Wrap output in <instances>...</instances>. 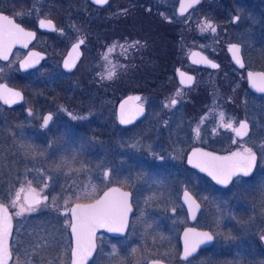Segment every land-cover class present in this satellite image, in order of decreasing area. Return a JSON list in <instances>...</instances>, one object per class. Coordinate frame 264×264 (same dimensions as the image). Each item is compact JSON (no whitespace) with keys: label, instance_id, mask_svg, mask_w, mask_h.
Instances as JSON below:
<instances>
[{"label":"flooded vegetation","instance_id":"obj_1","mask_svg":"<svg viewBox=\"0 0 264 264\" xmlns=\"http://www.w3.org/2000/svg\"><path fill=\"white\" fill-rule=\"evenodd\" d=\"M109 2L110 0L99 6L91 0H0V14L7 16L22 29L34 33L27 47H14L8 59L6 61L0 59V63L15 61L14 72L25 78L37 71L49 59L56 62L65 74L79 67L78 90L74 91L72 96L74 101L70 104L66 103V106L70 108L73 105L71 108L76 109L80 115L89 116L85 122L78 125L82 131V137L91 135L95 138L97 141L95 155L96 152L100 155V152L104 151L106 154L111 153V159L114 160L110 164L119 162L120 160L115 158L122 152L125 153L123 157L126 158V163H131L126 151L131 149V142L134 140L140 141L142 151L147 154L182 158L183 169L188 171L190 177L186 178L185 173L178 167V159L177 163L171 167L174 174L176 173L175 181L180 179L181 173V180H184L187 186L179 193V190H174L176 188L172 187L173 190L164 192V198L173 199L182 205L187 224L181 228L177 236L169 239V245L178 251L173 261L163 260L165 258L151 259L164 264H182L207 252L214 244L213 234L208 229L198 228L195 223L201 211L202 196L208 197L209 191L218 193L230 186L221 187L205 173L189 166L187 163L189 152L199 148L224 155L234 151L244 152V149H247L248 151L244 153H254L256 163L250 175L237 177L243 179L250 178L255 173L258 163L264 157V149L245 143L250 137L251 128L249 121L244 117H238L233 127H236L240 121L246 120L249 126L248 133L239 138L231 131L237 145L234 146L231 143L230 133H228L229 137L224 131L212 134L211 123L215 121L217 113L210 109L213 108L211 105L213 100L211 95L209 96L213 90L225 93L218 106H220L219 113L227 115V109L231 108L228 102L232 107H234L232 104L237 106L233 109L242 110L245 106H250L251 96L264 94L254 92L248 82L249 72L264 73L259 66L260 56L264 54V0H188L185 5H181L180 0H121L120 2L118 0L116 4H109ZM120 8H124V11L119 14L116 10ZM42 20L47 21L44 27H40ZM80 41L84 43L81 44ZM76 42L80 49L79 60L73 70L66 71L62 67V61ZM133 42L135 48L131 45ZM196 44H203L206 48H193ZM230 44H236L239 47L238 53L243 67L233 61L228 51ZM188 48L191 49L185 54ZM30 50H37L43 53L44 57L38 66L22 71L19 68V61ZM193 50L201 51L204 56L216 63L217 67L212 68L211 65L192 62L189 54ZM111 59L119 61L120 64L113 73L107 75L105 69L100 68V62ZM53 69V65L49 66V71ZM181 71L191 75L189 84L184 85L180 81L179 72ZM33 87L36 88L34 84L29 86L30 92ZM24 89L26 90V86ZM24 89H20L23 93V100L20 103L5 106L0 102L3 109L4 107L13 108L14 119L18 122L25 116L26 109L34 110L40 106L41 102L44 105L39 97L44 96L45 99L51 92L46 89L44 95V88L32 92L33 100L29 101V106L24 107L22 105L27 98L28 88L26 91ZM130 94L139 95L138 103L144 111L135 122L125 125L118 121L117 114L120 102ZM56 95L59 94L56 93ZM173 99L177 101L176 105L170 104ZM47 113L52 116L54 114V112L44 111L41 116V125L43 116ZM195 123L201 124V132L197 137L193 132ZM94 160L95 163L100 162L98 157ZM107 162L109 163L108 160ZM110 174V170L104 171L105 176ZM198 177L203 181L200 182L202 183L200 187L196 188ZM87 179L88 176L82 171L81 180L76 185V189L77 192L81 190L84 192L82 196L84 198L71 204L95 200L111 186L130 194L133 213L125 233L121 236H113L98 231L95 235L96 249L87 264L98 263V261L110 262L131 249L129 246L131 241L123 246L117 244L128 236L131 219L136 210L133 201L137 193L129 185V177L125 170L116 172L114 178L105 184L95 176L93 189L89 193L85 192L84 188L90 184ZM159 188L147 186L146 189H148L147 192L155 195ZM211 188L217 191H212ZM185 192L200 207L193 222L188 219L182 199ZM209 197L212 200L211 194ZM8 208L12 215V208L9 206ZM68 209L64 217V222H68L67 227L64 226L68 249L63 260L55 257L39 258V260L29 252H20L29 255L33 261L70 264L71 236L68 229L70 225ZM33 217L37 218L38 215H27L22 219L18 218V221L13 217L9 264L13 262L17 253V251L13 252L12 245L14 240L21 238L16 233V226L21 221L29 237L27 241L30 243L39 241L34 238L35 236H30L32 229L25 223ZM62 221L60 217V224L58 223L60 226L65 224ZM186 227L208 231L213 236V244L201 248L197 254L187 259H182L180 258L182 250L180 235ZM262 243L264 244V236ZM151 260L146 264H149Z\"/></svg>","mask_w":264,"mask_h":264},{"label":"rangeland","instance_id":"obj_2","mask_svg":"<svg viewBox=\"0 0 264 264\" xmlns=\"http://www.w3.org/2000/svg\"><path fill=\"white\" fill-rule=\"evenodd\" d=\"M117 1L110 0L109 4H116ZM116 11L120 14L124 8ZM131 45L135 48L134 42ZM203 47L206 48L203 44H196L193 48ZM190 49H186L185 54ZM259 62L260 70L264 71V54H261ZM14 64L15 61L12 60L9 63H0V82L3 80L12 85L9 81H16L13 78ZM119 64L120 62L114 59L104 60L100 62V68L105 69V74L109 75L118 68ZM51 65L54 69L49 71ZM78 68L65 74L52 59L46 60L42 67L26 77L23 86H26L28 91L24 89L27 98L22 106H29L28 103L33 100L32 96H34L31 93L37 92L40 88H44V95L46 89L51 91L45 99L44 96L39 97L44 105L41 102L40 106L34 110L26 109L25 116L20 118V123L14 119V124L10 125L2 120L1 126L7 131L6 136L10 142L3 144L4 138L0 140V158L2 159L0 178L7 179L12 189L11 197L7 199L9 207L13 210L12 215L17 219L16 221L27 215H38L37 218L33 217L28 220L29 222H25L32 229L30 236H35L38 242L27 241L29 237L26 235L22 221L16 226V233L21 238L13 241L12 249L17 253L11 264L44 263L33 261L29 255L20 251L29 252L38 259L55 257L63 260L68 249V239L64 231V226L66 228L68 223L64 222L68 209L65 205L67 201L65 196L73 193L69 194V191L79 184L82 171L88 176L87 180L90 184L84 188L85 192L89 193L93 189L95 176L105 184L120 170L127 172L128 183L137 193L133 201L136 210L131 219L128 236L117 244L123 246L131 241L129 244L131 249L126 254L121 253L120 258L116 257L110 262L98 261L94 264H146L149 260L156 258L173 261L178 251L169 245V239L177 236L187 221L183 215L182 205L173 199H165L164 192L171 191L173 187L176 188L174 190H179V193L187 186L185 181L181 180V173L179 174L180 179L176 181L174 179L176 173L174 174L171 165L176 164L177 159V165L185 173L186 178L190 177V174L183 169L181 157L147 154L142 151L139 140L132 141L131 149L126 151L131 163H126V158L123 157L124 152L115 158L120 161L112 164L110 163L114 159H111V153L106 154L104 151L100 152L101 155L98 152L95 155L97 141L91 135L82 137V131L78 126L89 116L80 115L76 109L71 108L73 105L70 108L66 106V103L70 104L74 101L72 96H74V91L78 90L80 74ZM32 84L38 86L33 87L30 92L29 86ZM210 95L213 100L211 105L214 108L210 109L217 113L215 121L211 123L212 134L224 131L225 134L230 133L231 135L232 130L224 128L222 124L230 122L234 126L238 117H244L249 121L251 128L250 137L245 143L264 149V94L251 96L250 106H245L242 110L233 109L234 107L228 102L231 108L227 109V115L220 114V106H218L225 93L213 90L209 93ZM44 111L54 112L53 119L47 127L41 125V116ZM4 115L5 110L0 105V118ZM200 126L201 124L195 123L193 128L196 137L201 132ZM197 129H199L198 133ZM230 141L234 146L237 145L232 135ZM9 149H11L10 155L13 154L10 161L4 159ZM95 157L100 158L99 163H95ZM105 170H110L111 174L105 176ZM197 180L196 188L200 187L203 179L198 177ZM147 186L160 188L157 189V194L152 195L147 192ZM25 190L47 195L48 200L42 202L36 212L24 213L17 217L15 212L18 211V207L12 205L27 207L23 202ZM197 190L200 192L199 189ZM211 190L215 189L211 188ZM71 191L75 193L70 196L69 202L84 198L82 190L80 192H77V189ZM210 194L212 200L209 197ZM202 198L201 211L195 223L198 228L208 229L213 234L214 244L207 252L182 264H264V244L262 243L264 236V157L250 178H237L226 190L218 193L209 191L208 197L204 195ZM59 216L63 220L62 223H65L63 226L59 225ZM139 244L141 246H138Z\"/></svg>","mask_w":264,"mask_h":264},{"label":"water","instance_id":"obj_3","mask_svg":"<svg viewBox=\"0 0 264 264\" xmlns=\"http://www.w3.org/2000/svg\"><path fill=\"white\" fill-rule=\"evenodd\" d=\"M91 1L96 5L102 6L108 0H105V3H103V4H97V3H95V0H91ZM180 3H181V5H185L186 3H188V0H180ZM0 15H2V14H0ZM3 16H5V15H3ZM42 21H44V23L47 22L45 20H42ZM0 24L6 25V22L0 21ZM24 31L28 32L26 30H24ZM33 36L29 37V38L21 37V39L24 40L28 44L29 41H31V39L33 38ZM11 39L12 38L5 37V43L10 44L11 50L14 47H25L23 42L12 43ZM231 45H233V44L229 45L228 51L231 54L233 61L235 62V57L239 56V53L238 52L237 53L231 52L230 51ZM74 46H75V48H74ZM11 50L8 53V57L11 53ZM30 53L39 54L38 55V61L39 62L33 64L29 68H22L21 63L26 58L29 57ZM43 57H44L43 53H41L37 50H30L28 52V54L23 59H21L19 61V68L22 71H25V70H28L32 67H36L41 63ZM79 57H80V49L78 46V42H76L70 47V49L68 50L66 56L64 57V59L62 61L63 69L66 71L73 70L74 67L76 66L78 60H79ZM69 58H72V62H73L72 67L64 68V62H65V60H68ZM189 58L192 62L199 63V64L211 65L209 62L214 63L213 61L208 59L206 56H204V54L199 50L191 51L189 54ZM0 59L3 61H6L3 58H0ZM214 64H216V63H214ZM251 73L254 74V78L257 81V85H259V83H260L259 74H261L262 72H251ZM189 77L191 78V75L184 73L182 71L179 72L180 81L184 85L190 83ZM248 82H249L250 88L254 92L259 93V94L264 93V92H261L258 90V86H255V87L253 86L252 81L249 80V76H248ZM0 88L5 89V91L7 89H11L12 91L19 92L21 94L20 97H14L13 99L15 102L11 103V104H6V103H4V101L2 99H0V102L3 105L13 106V105L20 103L23 100V93L20 91V89L14 87V86H11V85L7 84L6 82H3V81L0 82ZM137 98H139L138 94H130V95L126 96L120 102L119 108H118V114H117V118H118L119 122H120L119 118H120V114H121V105L122 104L124 105V111L125 112H127L129 110L135 111L138 106L142 107L138 103L139 99H137ZM47 115H49V114L48 113L45 114L43 116V119ZM142 115H143V112L141 114H139L133 122H135L137 119H139ZM242 121L246 122L248 125V122L246 120H242ZM240 122H239V124H240ZM239 124L236 127H239ZM42 125H43V122H42ZM248 131H249V126L246 130V134L248 133ZM245 135H243V136H245ZM243 136H241V137H243ZM236 152H240V151H234V152H230L228 154L219 155V154L204 151V150L199 149V148H194L189 152V154L187 156V163L189 166L194 167L197 170L205 173L207 176H209L212 179V181L215 184H217L221 187H227L231 184V182L236 177L248 176L253 172V170L255 168L256 155L254 153H249V154L244 153L245 159L241 160L239 157H232L231 154L236 153ZM252 156H255L254 161L251 160ZM249 164L251 165L250 171L248 172L247 175H245L244 172L241 171L240 169L241 168H245V169L249 168ZM202 169H206V170H202ZM209 171L213 172L216 175L221 176L222 178L231 177L230 182L227 185L218 184L212 178V176H210L208 174ZM32 193H36V192L31 191V190H25L23 192V199H24V202L26 205H28V200L33 199ZM41 197H47V200H48L47 195H41ZM182 199H183L184 205H185L187 213H188V219L190 222H193L194 219L192 218V216L189 213L188 203H190L194 199L187 192H185L183 194ZM47 200H45L43 202H46ZM186 201H187V203H186ZM0 204H3V203H0ZM3 205L8 208L7 205H5V204H3ZM8 212L11 214L9 208H8ZM198 212H199V209L197 210L196 216H197ZM68 213L70 216V225H69L68 229H69V233L71 236V251H70L71 263L70 264H84V259L82 257V253L80 250V244L82 241L87 242L89 245V255H88L87 261H86V264H87L90 261V259L92 258L93 253L96 249V245H95L96 233L98 231H102V232H105V233H107L109 235H113V236L123 235L127 229L129 218H130L131 214L133 213V206H132L131 201H130L129 192L123 191V190L119 189L118 187L111 186V187L105 189L100 194V196L95 200H92L89 202H84V203H73V204H71L69 206ZM73 219L75 220V232H73V227L71 225V222ZM12 227H13V220H12ZM118 228H123L124 231L123 232L116 231V229H118ZM193 232L208 233L209 235H211L208 231L197 229L194 227L184 228L183 231L181 232V235H180V243H181V247H182L180 258L187 255L191 251L192 247L196 246V240H195V238L192 237ZM186 233L188 234L187 236H186ZM11 236H12V233L9 237V244H10ZM212 244H213V240L212 241H205V243L202 245H199L197 248V251L190 256L197 254V252L201 248L208 247ZM10 261H11V257L9 259V262ZM149 264H164V263H162L158 260H151L149 262Z\"/></svg>","mask_w":264,"mask_h":264},{"label":"snow or ice","instance_id":"obj_4","mask_svg":"<svg viewBox=\"0 0 264 264\" xmlns=\"http://www.w3.org/2000/svg\"><path fill=\"white\" fill-rule=\"evenodd\" d=\"M95 3L97 4H103L105 3V0H95ZM0 21L6 22L5 24H0V58H3L5 60L8 59V53L10 52V44L5 43V37L12 38V43H20L23 42L24 46L27 47V43L21 39V37H32L34 33L32 32H25L22 28H20L19 25L14 24L11 19H9L7 16L0 15ZM40 27H44V21L40 22ZM215 31V29H213ZM81 44L84 43V41H80ZM75 48V46H74ZM230 51L233 53L239 52V47L236 44L231 45ZM38 55L37 53H30L29 57L26 58L22 63V68H29L33 64L38 63ZM235 62L239 64L241 67H243V63L241 62L239 56L235 57ZM212 68H216L217 65L214 63H211ZM72 58H69L68 60H65L64 62V68H70L72 67ZM249 80L252 81L253 86H258V90L261 92H264V73L259 74L260 83L257 85V81L254 78V74L249 72L248 74ZM189 79H191L189 77ZM19 92H14L11 89H5L0 88V99L4 101L6 104L14 103V97H20ZM139 99V98H137ZM171 105H176L177 101L175 99L171 100ZM144 111L143 107L138 106L135 111H124V105H121V114H120V123L121 124H130L132 123L139 114H141ZM53 116L51 114L47 115L43 119V125L42 127H46L49 125V122L52 121ZM222 126L226 129H231L237 137H241L246 134V130L248 128V125L246 122L241 121L239 124V127H233L232 123H226L222 124ZM199 132V129H197V133ZM247 149H244V152H247ZM244 152H236L232 153V157H239L241 160L245 159ZM251 160H255V156L251 157ZM251 165L249 164V168H241L240 170L244 172L245 175L248 174L250 171ZM206 170V169H202ZM208 174L212 176V178L218 183L222 185H227L230 182L231 177L228 178H222L219 175L214 174L213 172L209 171ZM33 199L28 200V207H24L22 205L16 206L12 205L13 207H18V211L15 212V215L17 217L21 216L24 213H34L37 211L38 206L42 204L43 201L47 200V197H41L39 193H32ZM187 203V201H186ZM35 205V207L33 206ZM189 207V213L192 216L193 219L196 218L197 210L199 209V205L195 202V200H192L190 203H188ZM12 215L8 212V208L4 206L3 204H0V264H9V259L11 257L10 247H9V237L13 231L12 227ZM71 225L73 227V232H75V220L73 219L71 222ZM118 232H123V228L116 229ZM188 234L186 233V236ZM192 237L196 240V246L192 247L191 251L182 257V259H187L190 255L195 253L197 251V248L199 245H202L205 243V241H212L213 236L209 235L208 233H202V232H193ZM80 250L82 253V257L84 259V264H86L87 257L89 255V245L87 242H81L80 244Z\"/></svg>","mask_w":264,"mask_h":264},{"label":"trees","instance_id":"obj_5","mask_svg":"<svg viewBox=\"0 0 264 264\" xmlns=\"http://www.w3.org/2000/svg\"><path fill=\"white\" fill-rule=\"evenodd\" d=\"M13 75H14L13 78L16 81H9V83H11L13 86L22 87L24 89L23 83H24V81H25L26 78L25 77H22V76L16 75L15 72H13ZM1 81H3V80H1ZM34 86L37 87L38 85L37 84H34ZM232 105L236 108L235 104H232ZM4 110H5V115L0 118V140L2 138H4V143L3 144H5V143L8 144L10 141H8V137L6 136V132L7 131H5L3 129V127L1 126V124H3L2 123V120H3V121H5L8 124H10V125L12 124L13 125L14 124L13 121H14L15 115L13 113V108H5L4 107ZM10 153H11V149H9L8 153L4 155V159L5 160H9L10 161V159L13 156V154L10 155ZM0 157H1V155H0ZM1 160L2 159L0 158V161ZM69 189H71V188H69ZM74 189H76V185L73 186V188L71 190H74ZM217 189L220 190L219 188H217ZM71 190L69 191V194L72 193V192L75 193V191H71ZM11 192H12V189L10 187V184H9L8 180L7 179L0 178V202H3V203H5L6 205L9 206V202H8L9 200H7V199H8L9 196L11 197ZM72 194L65 196L66 197V200H67L65 202V205L69 206V204L72 203V202H69L70 196H72Z\"/></svg>","mask_w":264,"mask_h":264}]
</instances>
